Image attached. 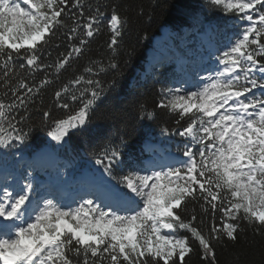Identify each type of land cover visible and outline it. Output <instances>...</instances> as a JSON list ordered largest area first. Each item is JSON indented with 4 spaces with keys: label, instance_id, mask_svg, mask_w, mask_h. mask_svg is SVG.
I'll return each instance as SVG.
<instances>
[{
    "label": "snow or ice",
    "instance_id": "6c2138e0",
    "mask_svg": "<svg viewBox=\"0 0 264 264\" xmlns=\"http://www.w3.org/2000/svg\"><path fill=\"white\" fill-rule=\"evenodd\" d=\"M208 3L234 14L241 27L225 50L216 49L217 69L197 80L195 90L160 89L157 108L186 125L171 130L187 140L178 150L182 158L141 164L123 159V138L115 146L108 141L95 156L100 168L84 178L90 198L81 196L73 207L40 194L43 185L34 175L55 145L30 160L19 148L27 145L33 127H42L57 145L88 130L103 89L84 74L54 92L55 108L64 115L40 107V119L33 122L28 109L52 82L47 70L58 79L99 33L105 6L93 8L84 0H0V149L5 150L0 155V264H187L186 257L197 250L202 261L218 264V245L234 243L238 235L246 238L249 229L264 235V0ZM110 7L108 48L115 53L128 17ZM58 32L68 49L49 64L41 53ZM94 64L84 72L97 75ZM96 67L106 71L103 64ZM107 67L117 64L112 60ZM25 72L45 75L29 85ZM72 89H79L78 95ZM70 102L79 106L69 111ZM140 107L142 115L153 118ZM161 133L169 135L170 129L162 127Z\"/></svg>",
    "mask_w": 264,
    "mask_h": 264
},
{
    "label": "trees",
    "instance_id": "16d2710c",
    "mask_svg": "<svg viewBox=\"0 0 264 264\" xmlns=\"http://www.w3.org/2000/svg\"><path fill=\"white\" fill-rule=\"evenodd\" d=\"M84 2L93 8L97 5L105 6L101 9L105 13V18L101 21L99 33L90 38L81 56L74 58L69 66L61 71L58 79L53 69L47 70L52 82L41 90L36 104L30 106L28 111L33 122L40 119V111L37 110L40 107L51 108L54 116L64 115L65 110L55 108L54 92L76 75L84 74L86 78L99 80L103 89V94L90 111L91 123L87 131L70 134V137L60 145L51 141L42 127H33L27 145H21L19 148L20 154L32 156L46 145H55L53 153L57 156L60 166L66 173L72 175L84 171L95 172L100 168L95 164V156L101 148L108 141L114 146L119 145L121 138L126 142L120 147L125 160L131 159L143 164L144 158L148 155L144 146L149 142L168 146L173 153L181 155L178 150L184 147V142L179 135L171 133V130L186 126L185 122L181 121V124L177 125L178 116L157 108L161 87L167 88L175 77L174 64L169 60L153 73L139 76V71L143 69L147 60V49L163 26L180 30L184 25L215 22L224 35L233 34L241 27L239 19L234 14H225L222 9L213 8L208 0H84ZM110 6H115V10L122 17H128L127 26L122 30L115 53L108 48ZM88 11L89 9L85 7L86 14ZM230 20L233 21L232 27L227 24ZM57 37L46 45V50L41 53L46 63H53L60 53L68 49V41L62 32H58ZM57 44L60 45L58 48ZM112 60L117 64L115 69L107 67ZM91 62H96L91 66L94 72H98L97 75L84 72ZM99 64H103L106 71L99 72L96 67ZM44 75V72H36L34 77H30L25 72V79L31 85L33 78L38 83ZM71 91L78 95L79 89ZM64 99L67 101L68 97L65 96ZM41 100L43 105H40ZM140 105H144V111L153 112V118L142 115ZM78 106V103L71 104L69 111ZM162 127H168L170 134H162ZM4 151L0 149V155ZM192 206V202H189V209ZM196 213L199 217L198 207ZM245 227L247 228V225ZM186 260L187 264H207L201 260L198 250L186 257ZM217 261L218 264H264V235L254 234L249 229L246 238L242 239L238 235L234 243L225 241L224 245L217 246Z\"/></svg>",
    "mask_w": 264,
    "mask_h": 264
},
{
    "label": "rangeland",
    "instance_id": "374dc122",
    "mask_svg": "<svg viewBox=\"0 0 264 264\" xmlns=\"http://www.w3.org/2000/svg\"><path fill=\"white\" fill-rule=\"evenodd\" d=\"M23 6V5H22ZM166 29V28H165ZM164 36H170L171 38H173L172 40H168L169 42L166 43L165 41V37H162L158 40H155L154 38V44L157 45V47L155 46L154 48L156 49L157 53H160V56H157L156 59H160L162 57V54L164 56H172L174 55V61L175 63H183L182 57L178 56V54H180V47H181V43L184 42V37L180 34V37L177 36V34H175L173 31H167L165 33ZM175 41H178L177 44H175ZM184 45H182L183 47ZM188 49L185 47L182 48V56L183 58H185V60H192L191 62V68L189 69V73L193 76V81L194 83L192 85H195L197 83V80H200L201 78L205 77L208 73L214 72L217 69V61L215 59L216 56L219 55V53H216L212 56V62L209 63L208 65L206 64L205 66L201 65V69L198 70L197 68V64H198V60L196 59V55H192L191 53H189V51H187ZM225 50L224 46L222 47V49H220V51ZM156 51L154 49L150 50V55L151 54H155L156 56ZM154 56V57H155ZM152 59V58H151ZM151 61L147 62L146 65L150 64ZM152 64V63H151ZM155 65H153V67H149V69H146V71L140 73V74H146V73H151L154 71V68H157L159 66L160 63H154ZM183 65H185V63H183ZM204 67V68H203ZM203 68V69H202ZM208 70V71H207ZM190 84V83H189ZM187 83H185V81L180 77V76H175L169 83L167 88H186L187 90H195L192 85H189ZM181 140L184 142L183 145L187 142L186 138H182ZM146 151L148 152V157L146 158V161L144 162V164H147L149 162H159L162 163L163 159H165L166 157H173L176 155H173L174 153H172L170 147L168 146H159L156 144H149L146 146ZM179 157V156H177ZM33 158V157H32ZM31 158V159H32ZM53 160L49 161L48 158H45V160L43 161V166L42 168L39 170L38 173H34V175H41V177H43V180H47L49 178V174L50 176L60 185L63 186V183L66 180H70L73 181V179H77V178H84L83 176H87L90 174V172H84L83 174L73 178V179H68V177H64V174L62 172L61 167L58 165L55 161V156L54 153H52L51 157ZM25 160H30L28 158H25ZM50 164V165H49ZM48 165L50 167H48ZM43 169V170H42ZM50 177V178H51ZM51 178V179H52ZM77 181V180H76ZM74 182V181H73ZM42 183H40L41 185ZM77 190H79V187H76ZM42 195H47L48 198H53L56 199L58 202L61 203H65L64 201L67 202V199H65V195L58 197L55 193H52L50 191H48L47 187H44V191L41 193ZM90 198L88 195L84 196V199H88ZM79 199H76V201H78ZM73 207L75 206V204H71Z\"/></svg>",
    "mask_w": 264,
    "mask_h": 264
},
{
    "label": "bare ground",
    "instance_id": "6f19581e",
    "mask_svg": "<svg viewBox=\"0 0 264 264\" xmlns=\"http://www.w3.org/2000/svg\"><path fill=\"white\" fill-rule=\"evenodd\" d=\"M169 32V30L166 28H161L160 29V33L158 35H156L154 38L155 40H158L162 37H165V33L166 32ZM161 40V39H160ZM154 42V41H153ZM151 50V49H150ZM150 50H149V53H150ZM155 54H151L150 55V60L149 61H153L156 56ZM152 58V59H151ZM148 61V62H149ZM151 66V63L146 65V68L149 69V67ZM44 149V148H43ZM42 150V149H41ZM175 155V154H173ZM179 155H176V156H173V157H166L165 159H163L162 163L166 162V161H170V160H174V159H179V158H182L181 156L177 157ZM84 178L86 176H83ZM84 178H77V179H73V181H70V180H66L64 183H63V186L59 184L60 188H61V191H59L57 194H58V197H61L63 195H65V199H67V202H65L64 204H73V201L76 199V198H79L80 195H85L87 194V189H88V184L85 182ZM77 180V181H76ZM76 187H79L77 190ZM77 195H76V194Z\"/></svg>",
    "mask_w": 264,
    "mask_h": 264
}]
</instances>
